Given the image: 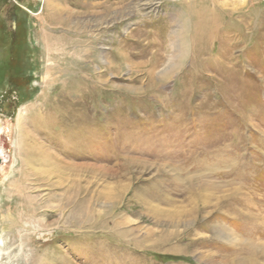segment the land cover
<instances>
[{
  "label": "rangeland",
  "instance_id": "1",
  "mask_svg": "<svg viewBox=\"0 0 264 264\" xmlns=\"http://www.w3.org/2000/svg\"><path fill=\"white\" fill-rule=\"evenodd\" d=\"M83 1L94 12L64 6L91 21L46 52L42 2L0 0V219L17 223L0 220V264H264V0H214L234 43H186L182 60L174 43H102L137 25L106 30L92 20L118 0ZM25 146L62 171L23 165Z\"/></svg>",
  "mask_w": 264,
  "mask_h": 264
},
{
  "label": "bare ground",
  "instance_id": "2",
  "mask_svg": "<svg viewBox=\"0 0 264 264\" xmlns=\"http://www.w3.org/2000/svg\"><path fill=\"white\" fill-rule=\"evenodd\" d=\"M40 1L42 2V6H44L45 11H47L46 13L47 19H45L44 23L43 21H41V30H40L41 35L38 39V42L42 43L41 44L43 45L42 48H44L46 52H48L49 48L47 44L44 43H58L56 42L57 41L56 37L52 36V34L49 32L54 30L78 32L80 29L86 27V24L91 21V19H86V18H85L86 20L85 19L80 20L78 16L81 15L83 11H72L69 8L65 7L64 1L66 0H52L49 2L47 0H40ZM211 1L213 2L214 0ZM72 2L73 5L76 7L90 9V11L87 9L88 13L94 12L91 11L94 5L89 1L72 0ZM208 2L209 0H174V3H172L171 6H169L170 4H167L169 7L168 9L163 11V9L160 8V5L156 4L154 0H118L117 7L115 8L114 12L113 11L110 12L109 6H106V9L104 11V13L106 14L105 15L106 18L102 17L103 14L102 13L101 15H99V17H97V20H92V22L95 21V24L98 23L100 24V22L105 21L107 18H109V20H113L114 24L112 26H105L104 29L106 30H110L114 25H122L123 23L124 25L122 27L124 28L130 22L131 23L133 22L137 26H135V28L131 30L129 33H127L126 36H123L122 38L115 35L112 36L110 39L105 40L104 42L102 41V43H134V44L159 43L160 46H162L164 43H174L176 45L175 47L176 54H173L171 59L176 60L178 58L179 60H182L186 53V48H187L186 43H206V44L220 43V45L222 43H234V35L232 31L226 29L222 22L221 13L223 12L221 11L219 4L216 1H214L213 3H208ZM195 4L198 5V8L196 9H195ZM148 13L152 16L151 17L146 16ZM49 21L51 23H49ZM71 22L72 25H70ZM159 22H160L159 26H155L158 25L157 23ZM257 26L258 25H256V27ZM258 28L259 30L262 29L263 25L258 26L257 29ZM94 39L100 40V37L99 38L91 37V39L87 41V43L89 42L97 43L93 41ZM90 52H91V47L89 46L88 50L86 51V55L89 56L91 54ZM222 54L223 56L224 55L226 56L225 51H222ZM117 55L119 57V60L122 59V62L124 63L129 60V57L127 56L125 51H119ZM134 55L130 54L131 57ZM163 57H164L163 55H159L157 60H155L156 59L155 57L153 58L150 67L151 69L148 71L149 77L153 76L154 74L152 73L154 72L153 67H157L158 62H160L163 59ZM45 58L47 59L46 60L47 62L50 61L48 57ZM47 62L44 63L45 68L49 66L50 62L49 63ZM44 67H43L44 69L43 75L44 73L46 75L48 72ZM44 77H43L42 86H45ZM78 103L81 109L80 110L81 111L80 114H82L81 117L84 118L85 115L90 111V104H91L90 96L85 94L82 95V98ZM88 126L89 124L87 123V126H81V129H86L88 128ZM1 133L2 131L0 128V138H1ZM24 150L25 151H24V158L22 160L23 162L22 164L31 167L39 166V168H34V167L31 168V170L33 169L36 170L35 173L39 172L42 174L43 173L51 174V173H59L60 171H62V167L60 166L59 160L53 155H48V154L44 155L42 153H39L37 155H32L31 153H29L30 149L27 148V146H25ZM7 159L8 158L5 148L0 139V163H2V161L4 163L0 167V169L3 172L5 171V164L8 163ZM50 214H54V213H50ZM11 216L12 213L9 211V213H7V217H2L0 220L3 219L5 224L9 225V227L12 228L16 226L17 223L14 222V219L11 218ZM125 233L127 232L123 230V232L120 234L124 235ZM22 249L23 248L21 245L18 249V252L22 253L23 251ZM105 252H106L105 254L106 258H104L102 261L104 264H108V260L110 261L113 258L119 256L114 251L113 252L105 251ZM52 263H53L52 260L47 259V256L43 254L37 264H52ZM134 263L135 261H131V262L124 261V262H119L117 264H134Z\"/></svg>",
  "mask_w": 264,
  "mask_h": 264
}]
</instances>
